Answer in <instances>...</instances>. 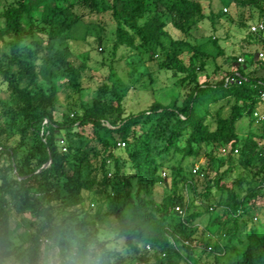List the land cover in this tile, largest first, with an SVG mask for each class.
I'll use <instances>...</instances> for the list:
<instances>
[{
    "label": "trees",
    "instance_id": "1",
    "mask_svg": "<svg viewBox=\"0 0 264 264\" xmlns=\"http://www.w3.org/2000/svg\"><path fill=\"white\" fill-rule=\"evenodd\" d=\"M224 1L238 10L240 26L249 25L253 8L264 12L261 0ZM225 9L211 7L207 14L201 0L5 1L0 264H264V206L254 213L264 189V119L253 115L264 110V75L252 73L264 71V55L255 53L242 64L228 57L223 67L217 57L224 50L213 35L217 55L189 39L194 24L210 20L216 27L229 15ZM80 23L98 26L100 42L112 26L114 52L123 44L137 53L140 45L159 49V68L172 73V87L154 89L153 101L138 112L127 109L124 93L106 79L83 97L88 69L69 41ZM40 25L65 32L43 44L35 35ZM260 32L249 31V37L264 45ZM207 63L219 73L215 83L200 79ZM60 93L67 109L59 108ZM244 116L250 128L242 139L238 124ZM202 144L212 147V183L193 172ZM229 174L236 175L232 186L223 181ZM182 183L198 189L204 210L191 205ZM212 187L223 193L222 216L211 209ZM14 212L29 228L23 249L15 243ZM205 217V228L218 234L213 245L200 242L194 226ZM106 233L121 240L126 256L114 258L112 239L101 236Z\"/></svg>",
    "mask_w": 264,
    "mask_h": 264
},
{
    "label": "rangeland",
    "instance_id": "2",
    "mask_svg": "<svg viewBox=\"0 0 264 264\" xmlns=\"http://www.w3.org/2000/svg\"><path fill=\"white\" fill-rule=\"evenodd\" d=\"M6 0H0V36L5 37L6 34L3 33L4 28V18L1 14L2 7ZM205 12L210 13L211 7L218 9L227 8L228 16L221 18L217 23L216 27L213 26L210 20H204L201 23H196L191 28L190 40L193 43L200 44L202 48L213 55H217V47L213 43V38L217 39V43L224 50V55L218 56L217 61L225 65L224 60L228 57H236L237 63H250L251 55H259V52H264V45L258 41L250 40L249 31L251 30L252 25L256 24L259 20H264L263 15L260 16L258 9L255 7L252 10L253 19H250L248 26L238 25V10L234 9L231 5L227 6V2L224 0H201ZM211 3V4H210ZM260 5L264 9V0L260 1ZM226 10V9H225ZM36 17H39L38 15ZM166 20L169 21L170 18L167 16ZM89 26L86 23L78 24L75 29L71 32L69 41L70 48L75 54L78 61H82L87 66V71L83 74V85L86 87L85 94L83 97H90L92 93L91 87L95 85L101 79H106V82H114L121 92L124 93V103L129 111L138 112L145 107H147L154 99L153 90L157 88V91L160 89H168L173 85L174 78L170 71L159 68V61L162 58V54L159 49L154 46H142L141 52L137 53L133 51V48L127 46L126 44L121 45L116 52L113 49V27L108 26L104 31L103 36L106 38L104 42H100L98 39V34L101 30H97L98 26ZM171 33L173 36H180L175 32L171 27ZM65 30L60 29L58 26L49 27L40 25L35 32L36 38L42 39L43 44L47 40L56 35L64 33ZM258 34V37L263 38L264 41V30ZM213 35V38H211ZM6 38V37H5ZM2 39V38H1ZM136 43H141V39L138 35L135 34ZM33 47V45H30ZM151 53L154 54L155 58L150 59ZM256 53V54H255ZM239 57L243 58V61H239ZM214 64L207 63L205 70L201 73V80L209 79L210 82L215 83L219 79V73L215 74ZM263 73L264 71L257 67L253 74L257 76L258 73ZM156 78L155 83H150L149 73ZM207 74L210 76L207 77ZM102 80V81H104ZM101 81V82H102ZM6 84L0 80V97H4ZM75 96V95H74ZM75 98V97H74ZM74 98L71 101L74 100ZM70 103L66 100L63 93L59 94V108L63 110L67 109ZM203 109V107H200ZM57 117L61 118V112H57ZM249 116H244L242 120L244 122L242 125H239L241 138L244 137L249 132L248 124ZM250 121H254L250 118ZM184 142H182L183 144ZM123 147L124 145H120ZM212 147L202 144L199 147L198 156L195 159V166L200 167V171L205 174L209 183H212L210 180L211 177H214L215 172L217 171L216 167H212L210 161V149ZM217 151L222 153H227V149L218 148ZM227 167L226 164L222 165L218 171H223ZM166 175H164L165 182L164 187H170L171 172L166 170ZM197 174V173H195ZM236 175H226L223 178V181L226 185L232 186L234 183V178ZM211 181V182H210ZM181 190L186 197H188L191 205L198 209L204 210L205 205L201 201V197L198 193V189L187 186L184 183L180 184ZM223 197V193L216 187H212V196H211V209L216 214L222 216L226 211L227 207L220 204V200ZM161 198V196H159ZM208 202V201H207ZM208 202V203H210ZM256 209L255 212L259 215L260 208L264 206V189L259 191V194L255 200ZM23 214L14 212L12 225L15 230V243L20 248H24L23 242L29 233V228L27 224L22 220ZM208 217L201 218L197 220L199 222L195 223L194 226L198 228V236L200 242H205L208 245H213L214 240L217 241L218 234L210 233L206 228V221ZM103 238H111L110 248L114 253V258L117 255L121 254L126 256L127 252L124 249V244L121 240L115 241L113 239L112 233H106L101 235ZM198 243V242H197ZM197 253L202 252L203 246H198ZM177 257V256H176Z\"/></svg>",
    "mask_w": 264,
    "mask_h": 264
},
{
    "label": "built area",
    "instance_id": "3",
    "mask_svg": "<svg viewBox=\"0 0 264 264\" xmlns=\"http://www.w3.org/2000/svg\"><path fill=\"white\" fill-rule=\"evenodd\" d=\"M251 30L253 32H259V31H263L264 30V22L263 21H259L257 22L256 24L252 25L251 27ZM264 55V53L261 51L259 52V57H262ZM239 61H243V58L239 57L238 59ZM260 104L263 106L264 108V89H262L260 91ZM255 118L257 119V121L259 120H263L264 119V110L263 111H254V114ZM124 145V143H121ZM193 172L194 173H197V174H200L201 176L204 175V173H202V171H200V167L199 166H195L194 169H193ZM164 175H165V172H164ZM179 212L182 213V209H179ZM187 242V241H186Z\"/></svg>",
    "mask_w": 264,
    "mask_h": 264
},
{
    "label": "crops",
    "instance_id": "4",
    "mask_svg": "<svg viewBox=\"0 0 264 264\" xmlns=\"http://www.w3.org/2000/svg\"><path fill=\"white\" fill-rule=\"evenodd\" d=\"M260 72H261V71H260ZM257 75H264V72H263V73H262V72H261V73H258Z\"/></svg>",
    "mask_w": 264,
    "mask_h": 264
}]
</instances>
